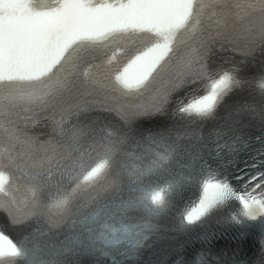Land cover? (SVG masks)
<instances>
[{
  "label": "snow or ice",
  "instance_id": "1",
  "mask_svg": "<svg viewBox=\"0 0 264 264\" xmlns=\"http://www.w3.org/2000/svg\"><path fill=\"white\" fill-rule=\"evenodd\" d=\"M162 217L264 264V0H0V264H140Z\"/></svg>",
  "mask_w": 264,
  "mask_h": 264
}]
</instances>
